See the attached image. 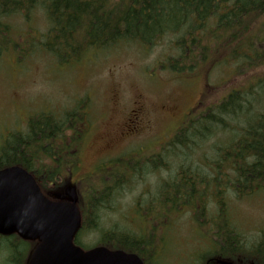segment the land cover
Returning a JSON list of instances; mask_svg holds the SVG:
<instances>
[{
    "label": "trees",
    "instance_id": "1",
    "mask_svg": "<svg viewBox=\"0 0 264 264\" xmlns=\"http://www.w3.org/2000/svg\"><path fill=\"white\" fill-rule=\"evenodd\" d=\"M40 9L49 28L39 40H23L26 33L17 31L13 20L21 16L30 22ZM167 37L175 38L177 53L166 57L164 66L174 73L205 71L226 51L216 66L238 63L235 75L248 70V84L190 113L158 151L123 152L74 181L92 123L89 99L82 97L72 107L35 113L25 131L2 138L0 168L24 167L52 199L75 196L84 219L81 233L99 230L98 245L136 253L146 264H166L167 250L159 240L185 213L193 217L203 242L191 263L176 264L214 259L264 264V226L253 240L244 239L227 199L229 192L239 199L264 194V0H0V62L7 54L26 56L40 48L65 65L127 42L150 49ZM257 67L263 68L261 73L255 72ZM220 132L232 136L224 137V145L215 141L209 156L197 153ZM151 173L157 180L150 189L143 187L129 208L144 223L119 229L111 221L102 229L103 214L120 210L123 201L118 199ZM209 203L217 208L212 216H207ZM0 238L8 242L6 264H24L33 243L17 235Z\"/></svg>",
    "mask_w": 264,
    "mask_h": 264
},
{
    "label": "rangeland",
    "instance_id": "2",
    "mask_svg": "<svg viewBox=\"0 0 264 264\" xmlns=\"http://www.w3.org/2000/svg\"><path fill=\"white\" fill-rule=\"evenodd\" d=\"M25 21L21 16L13 20L17 31L26 33L23 40H39L40 32H45L50 25L41 9L30 22ZM174 39L167 37L150 49L137 42L122 43L100 52H90L79 62L65 65L58 64L40 48L26 56L5 55L0 62V145L2 138L25 131L26 122L35 113L69 108L77 99L88 97L92 123L80 148L81 168L79 175L73 176L74 181L93 173L99 163L108 162L123 152L138 148L158 151L161 144L184 125L190 113L214 104L233 88L245 86L250 77L244 69L235 75L236 62L216 66L218 60L227 55L226 51L219 52V57H214L205 71L201 67L192 73L176 74L164 66L168 60L165 58L177 53ZM262 69L257 67L255 72L261 73ZM134 110L139 115L133 113ZM229 133L220 132L217 138L205 142L197 153L209 156L211 145L218 140L223 144L224 137L232 136ZM199 156L197 154V158ZM156 180L155 173L148 174L143 184L128 190L118 199L123 201L120 210L103 214L100 227L112 225L111 221L119 223V229L128 227V223L139 227L143 221L129 208L135 203V197L144 191L143 187L150 189ZM227 199L230 216L242 231V237L253 240L258 229L264 226V194L239 199L229 192ZM216 213V206L209 203L207 216ZM100 235L99 230L81 233V245L85 248L94 245ZM165 235L164 241L159 240V247L167 250L166 264L188 259L191 263L192 253L203 242L190 213L178 219ZM10 240L19 243L15 237ZM0 243V264H6L7 239L0 238Z\"/></svg>",
    "mask_w": 264,
    "mask_h": 264
},
{
    "label": "water",
    "instance_id": "3",
    "mask_svg": "<svg viewBox=\"0 0 264 264\" xmlns=\"http://www.w3.org/2000/svg\"><path fill=\"white\" fill-rule=\"evenodd\" d=\"M81 227L75 196L70 201L52 200L25 168L0 169V234L37 242L28 264H144L137 254L123 250H84L75 244Z\"/></svg>",
    "mask_w": 264,
    "mask_h": 264
},
{
    "label": "flooded vegetation",
    "instance_id": "4",
    "mask_svg": "<svg viewBox=\"0 0 264 264\" xmlns=\"http://www.w3.org/2000/svg\"><path fill=\"white\" fill-rule=\"evenodd\" d=\"M133 113H137L139 115V112H137L136 110H134ZM205 264H221V263H218V260L214 259V260H211V261H206Z\"/></svg>",
    "mask_w": 264,
    "mask_h": 264
}]
</instances>
